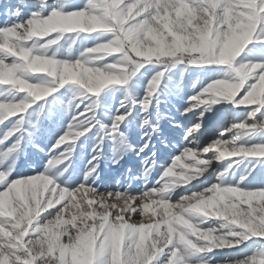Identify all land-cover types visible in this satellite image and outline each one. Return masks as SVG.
Returning <instances> with one entry per match:
<instances>
[{"label":"snow or ice","instance_id":"1","mask_svg":"<svg viewBox=\"0 0 264 264\" xmlns=\"http://www.w3.org/2000/svg\"><path fill=\"white\" fill-rule=\"evenodd\" d=\"M176 65L211 75L160 152L152 109ZM0 72V264H264V0H0ZM220 105L244 119L205 142ZM106 141L140 169L102 178Z\"/></svg>","mask_w":264,"mask_h":264},{"label":"rangeland","instance_id":"2","mask_svg":"<svg viewBox=\"0 0 264 264\" xmlns=\"http://www.w3.org/2000/svg\"><path fill=\"white\" fill-rule=\"evenodd\" d=\"M82 1V0H81ZM62 54H66V47L61 50ZM183 69L182 65H176L170 69L168 75L166 77V81H170L168 88L169 90L165 93L161 90V94L157 97L158 103V115L157 109H152V123L155 124L159 122L161 131L158 135L152 137V141L156 144V147L162 152L163 144L160 141L165 140L166 136L172 134V121L174 119L181 118L179 115L180 111H183L185 107H187L185 101L187 98L192 95L194 92H198L204 84L208 82L209 73H202L197 70H188L187 74L181 79L180 73ZM157 68H152V71H148L143 75V77H138L135 81V87L133 88V94L137 97H143L145 94V86L148 83L150 77L155 71H158ZM197 78L200 79V83L196 84V87L193 88L194 82L197 81ZM214 78V77H213ZM162 81V85L164 82ZM179 85V87H177ZM122 98V93L116 92L114 96H108L105 100L108 109L113 110L117 107L119 99ZM224 111L220 114L218 119L210 122L209 124L205 125V142L210 141L211 139H215L216 136L220 131H222L225 127H227L231 123H237L240 120L244 119V110L243 109H235L232 110L228 105H220ZM139 111V109H137ZM165 117H170L172 119H166ZM191 114H189V118ZM100 119L103 120L105 123L109 122V117L106 114H101ZM187 123H190L189 121ZM139 121L137 120L132 125H129L127 129L128 140L134 139V134H132L133 129L135 126H138ZM140 129V128H139ZM141 130V129H140ZM142 131H149V129H144ZM180 136L182 135V131L179 132ZM136 140V147L137 149L143 143V141ZM94 140H89V142L84 145L83 149H78L80 155L78 156L76 163L78 168L82 169L84 164L87 162L88 153L91 151L92 144ZM203 146V143L202 145ZM178 154V152H177ZM113 155V145L111 141H106L105 143V155H104V163L101 165V175L104 179H109L112 175L116 174L121 167L120 165L123 164L124 167L129 168L132 164V159L130 158L129 152L124 156V158L120 161L119 165L113 166L110 162ZM159 155V153H158ZM187 162V161H185ZM23 170L31 171L27 161L24 158H21L20 165ZM140 169V168H139ZM138 169V170H139ZM242 170V168L240 169ZM239 175V171L237 172V176ZM211 223V221H210Z\"/></svg>","mask_w":264,"mask_h":264},{"label":"bare ground","instance_id":"3","mask_svg":"<svg viewBox=\"0 0 264 264\" xmlns=\"http://www.w3.org/2000/svg\"><path fill=\"white\" fill-rule=\"evenodd\" d=\"M188 121L194 122V121H190V118H182L181 117L178 119H174L171 123L176 122V123H181V124H187ZM180 131L181 130H173V128H172V130H171L172 134H170L169 136H166V137L167 138H174L175 140H179V138L181 137L179 134ZM132 134H134L135 137H133L134 139H130L129 142L132 145L136 146V140L141 141V136L143 135V131L139 129V126H135V128L132 131ZM164 151H167V150L164 149L162 152H164ZM129 154H130V158L132 159V164L129 168H132L134 171H136L141 167L140 158L137 157L135 152H129ZM112 157H113V155H112ZM110 162H111V160H110ZM167 163H171V160L169 159V161ZM123 164L120 165L121 166V167H119L120 170L116 174L112 175L109 179L114 181L115 179L122 177V175L124 173H126L128 168L124 167Z\"/></svg>","mask_w":264,"mask_h":264},{"label":"clouds","instance_id":"4","mask_svg":"<svg viewBox=\"0 0 264 264\" xmlns=\"http://www.w3.org/2000/svg\"><path fill=\"white\" fill-rule=\"evenodd\" d=\"M81 20L79 19H74L70 21V25L72 27H79L81 26ZM157 49H148L147 52L144 53H138L139 55H152ZM21 56L27 59L28 52L21 50ZM29 68L34 71V72H48L49 74H54L55 73V64H53L51 61L41 59L40 56H37L33 59L32 63L29 65ZM6 73L0 72V78H5ZM18 83H21L22 86L23 82L18 81ZM38 91V90H36Z\"/></svg>","mask_w":264,"mask_h":264}]
</instances>
